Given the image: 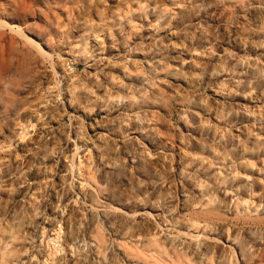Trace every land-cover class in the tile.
I'll list each match as a JSON object with an SVG mask.
<instances>
[{
  "label": "rangeland",
  "instance_id": "374dc122",
  "mask_svg": "<svg viewBox=\"0 0 264 264\" xmlns=\"http://www.w3.org/2000/svg\"><path fill=\"white\" fill-rule=\"evenodd\" d=\"M0 146V264H264V0H0Z\"/></svg>",
  "mask_w": 264,
  "mask_h": 264
},
{
  "label": "bare ground",
  "instance_id": "6f19581e",
  "mask_svg": "<svg viewBox=\"0 0 264 264\" xmlns=\"http://www.w3.org/2000/svg\"><path fill=\"white\" fill-rule=\"evenodd\" d=\"M10 28H18L17 26H16V24H10ZM25 34V33H24ZM25 37V40L28 42V43H30V44H32V45H34L39 51H41L42 53H45L46 51L44 50L45 48H42L43 46H41L40 44H39V42L38 41H36L35 39H33L32 37H30V36H27V35H25L24 36ZM230 39V38H229ZM209 73V72H208ZM7 79V78H6ZM182 84V83H181ZM30 127V126H29ZM33 131V130H32ZM35 136V135H34ZM31 140H33V139H31ZM67 140V139H66ZM13 142V141H12ZM30 142V141H29ZM23 143V142H22ZM34 143V142H33ZM67 143H68V141H67ZM72 143H74V141L72 142ZM79 143V142H78ZM83 143V142H82ZM30 145H32V144H30ZM73 145H75V144H73ZM81 146V145H80ZM1 147V146H0ZM33 147V146H32ZM80 147L79 146H77L76 145V147H75V149H79ZM73 150H74V148H73ZM75 151V150H74ZM71 153V152H70ZM75 154V153H74ZM72 161V160H71ZM77 165V164H76ZM80 166V165H79ZM80 181V180H79ZM83 182V181H82ZM87 183V182H86ZM83 184V183H82ZM68 185H70V183L68 184ZM80 193V192H79ZM120 212H123L124 213V211L123 210H121V209H118ZM148 215V214H147ZM146 224V223H145ZM142 227V226H141ZM60 231V230H59ZM57 232V231H56ZM55 232V233H56ZM62 233V232H61ZM60 236V235H59ZM57 239H58V235H55V234H53L52 235V237H50V240H53L54 241V243L57 241ZM147 241H148V247H147V249H150V250H152L153 252L154 251H156L155 249H157L156 247H155V245H156V241H155V239L154 238H148L147 239ZM58 245H59V247L61 248V246H60V243H58ZM61 250V249H60ZM139 253H140V251H138ZM12 256V255H11ZM122 262V261H121ZM121 264H137L136 262H134L131 258H128V257H125L124 258V260H123V262L121 263ZM139 264V263H138Z\"/></svg>",
  "mask_w": 264,
  "mask_h": 264
}]
</instances>
